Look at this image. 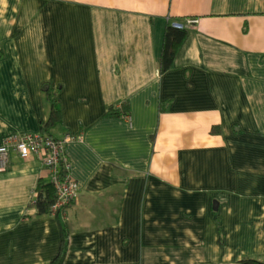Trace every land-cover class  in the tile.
<instances>
[{"label":"crops","instance_id":"obj_1","mask_svg":"<svg viewBox=\"0 0 264 264\" xmlns=\"http://www.w3.org/2000/svg\"><path fill=\"white\" fill-rule=\"evenodd\" d=\"M166 23L187 31L159 72ZM42 82L60 86L47 131L78 136L64 264L264 260V0H0V142L45 130ZM123 98L131 121L105 115ZM40 177V154L0 170V264L58 252Z\"/></svg>","mask_w":264,"mask_h":264},{"label":"trees","instance_id":"obj_2","mask_svg":"<svg viewBox=\"0 0 264 264\" xmlns=\"http://www.w3.org/2000/svg\"><path fill=\"white\" fill-rule=\"evenodd\" d=\"M186 27L179 24L166 23L161 50L158 58V71L163 72L173 67V59L177 48L181 44L186 34ZM41 88L46 94L49 101V114L45 121V130L43 132L51 134L47 131L49 126L58 124L61 121V110L58 98V91L60 86H52L49 82H42ZM165 106H160V109ZM129 102L126 98L121 99L118 104H110L105 111L107 116H119L128 119L130 115ZM131 119V117H130ZM131 121V120H130ZM212 131H219L218 126H212ZM69 132V131H67ZM64 134V133H63ZM62 134V135H63ZM77 135V134H76ZM56 136V135H54ZM58 137H61L58 136ZM38 154V153H36ZM69 169L65 165V162L60 158L57 165V174L60 178L67 176ZM32 202L29 204L30 207L36 210L37 214H53L56 216L59 228H60V245L58 252L51 259L50 264H64V258L68 248L70 228L67 221L62 218L60 208L56 211L52 210V204L56 199V190L53 181L50 179H44V177L38 178L34 187ZM69 204V203H68ZM67 204V205H68ZM65 206V208L67 207ZM220 240L223 241V232H220ZM236 264H264V260L255 256L245 255L242 256Z\"/></svg>","mask_w":264,"mask_h":264},{"label":"built area","instance_id":"obj_3","mask_svg":"<svg viewBox=\"0 0 264 264\" xmlns=\"http://www.w3.org/2000/svg\"><path fill=\"white\" fill-rule=\"evenodd\" d=\"M187 23H195L197 18L186 19ZM130 119V115L128 116ZM78 136L69 131L61 137L47 134L43 131H20L9 133L0 142V170L7 166L9 155L14 152L20 156L29 154H40L43 164L50 173V178L56 190V199L52 204V210L60 208V212H65V206L76 196V182L68 171L67 176L60 178L57 174V165L61 158L70 169L71 162L66 154V144Z\"/></svg>","mask_w":264,"mask_h":264},{"label":"rangeland","instance_id":"obj_4","mask_svg":"<svg viewBox=\"0 0 264 264\" xmlns=\"http://www.w3.org/2000/svg\"><path fill=\"white\" fill-rule=\"evenodd\" d=\"M188 18L193 19V18H197V17H195V16H188L186 19H188ZM186 22H187V20H186Z\"/></svg>","mask_w":264,"mask_h":264}]
</instances>
